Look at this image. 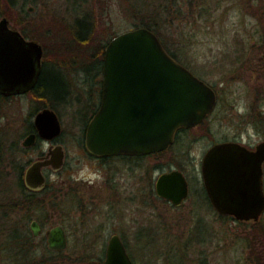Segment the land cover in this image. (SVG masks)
Masks as SVG:
<instances>
[{"label":"rangeland","instance_id":"obj_1","mask_svg":"<svg viewBox=\"0 0 264 264\" xmlns=\"http://www.w3.org/2000/svg\"><path fill=\"white\" fill-rule=\"evenodd\" d=\"M80 1L84 10L82 12L90 13L95 20L97 37L99 39L101 37V41H110L122 32L138 28L143 20L148 21L150 18L146 13H135L133 5L138 3L143 6V0ZM28 2L26 9L29 13L25 14V19H22L17 11L11 12L9 16H0V19L7 17L14 28L17 27L14 20L18 22L23 20L21 25L28 24L31 28L29 30L31 35L42 37L43 42L50 49L53 48V50L51 49L53 55H49L46 60L62 63L65 66L69 75L64 74L63 77L67 83L69 84L68 78L71 79L70 77L75 76L82 84V74L75 70L79 66V62H74L70 55L71 51L77 49V46L68 49L69 42L64 39L71 38L67 26L74 22L76 15L80 12L79 1L28 0ZM151 2L159 3L160 0H151ZM149 4L146 5L147 8H149ZM31 7L33 10H30ZM181 7L183 13L174 11L173 15L166 14L163 23L157 27L158 37L176 54V59L191 67L197 75L203 76L208 82L216 83L218 87L219 78H226L223 81L227 92H229L230 111L227 112L229 118L225 119L228 126L234 124V121L231 122V115L235 117L236 121L238 120L236 103H241L242 106L237 112L240 116L244 113L248 115L251 111L254 114V100L257 94L255 91L258 90V79L256 80L254 76L255 63L264 54V49L257 46L260 38L264 37V33L262 34L264 31V0H194L193 4H190L188 0H182ZM17 28L19 29V26ZM56 44L61 47H54ZM81 47L84 48L82 45ZM59 52H64V54L60 55ZM237 57H243V59L237 62L235 60ZM51 72L52 70L49 71V73ZM261 88L263 96L264 73L261 78ZM50 91L53 93L52 90ZM35 99V96L27 95L8 100L5 104L4 116L0 120L6 139L4 140L5 146H11L13 143H17L19 146L28 135L29 121L34 118L37 110L45 105V101ZM246 103L249 106L245 108ZM77 107L61 108L64 127L67 131L63 139L72 154L71 167L67 171L53 176L51 185L63 187L66 177L71 180V183H79L81 178L98 179L96 163L83 156L80 142L83 136L81 125L83 126L84 121L88 118L89 112L85 109L76 112ZM259 110L264 111V99L262 107L258 108L257 106V114H260ZM245 127H248L247 130H249L247 137H251L247 138L248 141L264 140L262 124L260 125L261 132H255L249 124H245ZM196 136L198 135L190 131L182 141L170 147L165 153L147 158L150 183L146 191L149 195V198H146L148 203L144 207H140L143 184L140 183L139 176L142 173H138L137 168H135L134 175L128 172L131 177L124 173V180H121L120 186L118 184L117 208L119 211H114L111 218L104 215V212L107 213L109 209L104 202L106 198L93 197L100 193L106 196V192L98 191L97 186L93 190L88 187L86 191L87 206L90 207L89 203L93 202L94 212L87 210V214L89 216L91 214L93 217L87 223V237L80 238L79 233L75 232L78 231V225L71 221V225H69L72 237L69 250L58 255L59 258H54L56 263L77 264L78 253H81L82 247L85 246V264L88 262L99 264L97 256L99 258L101 255L102 260L105 259L110 236L123 232L127 237L128 252L134 264H154L155 262L163 264L161 260L154 259L156 253L172 245L183 249V243L187 242L191 229L197 224L204 228L209 240L204 245H197L195 242L194 246L189 249L185 264H202L201 261L205 259L210 264H238L237 262L240 260L244 262L250 251L246 239L248 236H255L249 233L252 230L249 225H240L234 220L219 217L214 208L196 193H193L191 198L180 206H174L171 202L157 196L155 190L157 178L162 172L172 169L185 171L190 177L193 189L196 190L202 184L201 159L210 144L207 140H196ZM46 146L25 151L20 149L15 155L8 154L7 150L4 151L8 155L4 156L5 162L0 164V184L9 186L6 187V195L17 194L18 190V177L11 165L13 160L15 159L17 162L16 165L19 163L27 166L30 159H36L39 152L43 151ZM131 195L138 196L132 200ZM61 205H64L63 201H61ZM138 208L141 209L139 212ZM52 210L54 211V213L52 211L53 223H63L61 211ZM77 213L79 215V212ZM77 213H73V215H77ZM132 220H134L133 223H131ZM258 221H264V214ZM143 228L149 230V233L146 232L140 239L136 233ZM37 241V245L40 244V241ZM4 249L3 236H0V264L49 263L47 259L50 256L46 255L41 246L38 247L37 256L31 262L11 258ZM89 255L96 260L88 259ZM74 261L76 263H73Z\"/></svg>","mask_w":264,"mask_h":264},{"label":"water","instance_id":"obj_2","mask_svg":"<svg viewBox=\"0 0 264 264\" xmlns=\"http://www.w3.org/2000/svg\"><path fill=\"white\" fill-rule=\"evenodd\" d=\"M33 7L30 8V10ZM44 48L0 19V91L11 94L33 84L41 72ZM102 106L88 126L87 146L96 154H145L167 150L178 130L198 125L216 103L214 91L174 58L158 35L138 27L113 37L106 46ZM43 138L61 132L57 113L46 108L35 117ZM35 135L25 139L33 144ZM26 170L25 181L34 188L46 183L43 168L64 165V151L56 148ZM264 141L256 150L238 143H219L205 154L204 183L216 210L240 221H258L264 214ZM160 197L179 206L188 196L183 171L162 173L156 183ZM34 232L39 224L34 222ZM50 248L65 249L67 238L59 225L50 230ZM103 264H134L118 235L110 238Z\"/></svg>","mask_w":264,"mask_h":264},{"label":"flooded vegetation","instance_id":"obj_3","mask_svg":"<svg viewBox=\"0 0 264 264\" xmlns=\"http://www.w3.org/2000/svg\"><path fill=\"white\" fill-rule=\"evenodd\" d=\"M263 33L264 31L262 32V34ZM257 44H258L257 46L260 47V49L262 48L264 49V37H261L260 40L257 42ZM42 46L44 48V56L42 58L41 72L38 76V79L33 84L30 83L27 86H22L20 91L18 92L5 94L4 92L0 91V120L4 116L5 104L8 102V100L17 99L19 97H25L27 95H32L35 96L36 98L35 100L37 101L38 100L45 101V105H43L41 109L37 110V113L34 115V118L29 121L27 127L28 135L26 136V138L33 134L35 135L33 144L28 146L24 145L26 139L25 138L21 143L20 147H22L23 150L25 151V150H31L33 148L42 147L44 145L46 146L47 144L46 148L43 151L39 152L40 154L37 156V158L30 159L28 165L25 166L24 174H23L24 183L17 184V188H18L17 194L6 195V191H7L6 187L9 186H6L5 184L3 185V183L0 184V236H5L4 224L6 221L7 212H9L11 218L15 222L20 223V227L28 234V236L31 237V239H33L32 245L35 248L36 252H38L37 251L38 247L41 246L43 247L45 252L47 249H49L50 251L56 252L58 254H62L65 253L64 251L69 250L70 239L72 237V230L70 228L71 221H74V223L78 225V231L76 230L75 232L79 233L78 235L80 236V238L85 239L87 237L86 234L87 223L93 219L91 214L90 216L87 214V210L88 211L92 210L91 212H94V209H92L94 207L93 202L89 203L90 207L87 206L88 201L86 199V191L88 187L91 190H93L94 187L97 186L96 188L98 189V191L100 190V192H106V196H104L102 193L99 192L100 193L99 195L93 197H97V199L99 198L103 199L104 197L106 198L104 202L106 203V206L109 209L107 210V213L104 212V215L106 217L109 216L108 218H111L113 217L114 211L115 212L119 211V209L117 208L118 205L117 203L119 201V195L117 191L118 184L120 186L121 180H124V173L127 174L129 177H131L128 172L134 175L136 170L135 168H137L138 173L140 174L142 173L139 176V181L140 183L143 184L142 186L143 195H141L142 204L140 205V207H144L148 203L146 198H149V195L146 193V191L147 188H149V183H150L149 167H147L148 166L147 158H149L152 155L163 154L165 152L159 151V152L145 153V154L103 155V154H96L91 150H89L87 146L88 126L92 121V119L94 118V116L96 115V113L101 108L104 97L103 67H102V71L99 73L93 71L87 73L84 72L81 73L83 77L82 84L81 82H79V80L76 79L75 76L74 77L69 76L71 79L68 78V82H69L68 84L66 79L63 77L64 74L69 75L65 66L62 63L48 62L46 60L47 57L45 55V47L43 44ZM242 59L243 57L235 58L237 62L241 61ZM177 60L181 62L179 59ZM46 63L52 64L51 73H49L50 70L43 72ZM181 63L185 65L187 68H189L192 71V73H194L197 77L203 80L209 87H211V89L214 91L216 96V103L213 109L205 116L202 122H200L198 125L190 128H181L180 130H178L174 144H176L179 141H182L185 135L187 136L190 131H193L195 134L198 135L195 138L196 140L208 141L210 147L207 149V151L216 144L227 143V142L238 143L252 151L256 150L257 146L264 140L261 139L259 141H252V142L248 141L247 138H251V137H247V133L249 132V130H247L248 127H245V124H249V126H251L255 132H261L260 125L262 124L263 112L259 110L260 114H257L256 111H257V106L258 108L262 107L263 96H262V88H261V78L264 73V54L255 63L256 67H255L254 76L256 77V80L258 79V82L256 81L258 90L255 91L257 94L254 100L255 113L253 114V112L251 111L250 113L247 112L248 115L244 113L242 116H240L237 112L240 111L242 106L241 103L238 104L236 103L235 107L237 110L236 114L238 116V120L236 121L235 117L231 115L232 118L231 122L234 121V124L229 126L225 121L226 118H229L227 112L230 111L229 110L230 102L228 98L229 92H227V89L224 86V81H223L224 79L226 80V78L220 77L219 78L220 82H218L219 86L217 87L216 83L208 82L203 78V76L199 74L197 75V73H195L191 67L184 64L183 62ZM67 85H68V89H67ZM50 90H52L53 93ZM71 106H73L74 108L78 106L77 111L75 109L76 112L82 111L83 109L89 112L88 118L86 119V121H84L83 126L81 125L83 130V136L81 137L80 142H81V148L83 150V156L86 159H89L96 163L95 168L98 169L97 171L98 179H94L93 177L89 179L81 178L79 180V183H71V180H69L66 177L64 178L65 185L63 187H59L60 185L59 186L54 184L51 185L52 178H54L53 176L59 175V173L63 171H67L71 167L70 158L72 157L71 156L72 154L67 149L63 139V136L66 135L67 131L64 127V120L62 118L61 108L68 107L69 109H71ZM248 106L249 104L246 103L245 108ZM46 108H50L54 110L57 113L61 123V132L51 139L43 138L40 135V132L35 123L36 115L40 111ZM179 136H181L180 139ZM0 139H2L3 140L2 143L5 144L4 140L6 139L3 132V126L1 124H0ZM58 147H61L62 150L64 151L63 167L59 170H54L53 166H48L43 168V173L46 177V183L40 188H34L29 186L25 181V173L27 168L34 161L46 158L49 155L50 151L53 152V150H55ZM207 151L203 153L204 155L201 159V167L203 163V158ZM6 155L8 154L4 153V151L1 152L0 154L1 165L3 164V162H5L6 158L4 156ZM140 170L141 172H139ZM181 171L183 170L181 169ZM183 172L188 180V196L183 201V203L188 199H190L193 193H196L199 195L200 198L201 197L204 198L205 199L204 201L207 202L209 206L213 207L216 210L209 196L208 190L204 183V179L202 178V184L199 186V188L195 190L191 185L189 175L185 171ZM156 183H155V190H156ZM137 196L138 195H133L130 198L133 200ZM157 196L165 201L170 202L169 200L160 197L158 193ZM61 201H63L64 205H61ZM95 202L98 201L96 200ZM8 208L10 209L8 210ZM52 209L61 211L64 220L63 223H57V224L53 223L54 211ZM139 210L141 209L138 208V212ZM77 212H79V215ZM73 213H77V215H73ZM34 222H37L39 224V231L37 234L34 232L32 228ZM133 222L134 220H132L131 223ZM59 225L64 229L66 234L67 247L65 249H54V248H50L49 246L48 238H49L50 230ZM146 232L149 233V230L143 228L142 230H139L136 233V235L138 236V238L142 239ZM113 235L120 236L127 250H129L128 243L126 242L127 237L125 236V233L123 232L114 233L110 236V238ZM37 240L40 241V244L38 245H37L38 243ZM109 241L107 243V247ZM75 261L73 263H76ZM85 263H86V248L84 246L82 247V252L78 253L77 264H85Z\"/></svg>","mask_w":264,"mask_h":264},{"label":"trees","instance_id":"obj_4","mask_svg":"<svg viewBox=\"0 0 264 264\" xmlns=\"http://www.w3.org/2000/svg\"><path fill=\"white\" fill-rule=\"evenodd\" d=\"M80 5V12L75 17L74 22L71 25L67 26V31L71 34V38L67 37L68 39L64 38L68 41V49H72L77 46L76 50L71 51V56L73 57L74 62H79V66L75 68L76 72L80 73H87V72H101L102 67L104 64V57H105V49L109 40L101 41V37H97V24L95 20L92 18L90 13L82 12L81 1L78 0ZM151 0H143L144 5L140 6L138 3L133 5L135 7V13H146L150 16L149 20H143L140 26L138 27H147L148 29L154 31L157 35L159 33L158 28L159 25L163 23V19L165 18L166 14L173 15V12L183 13L182 9V0H160V2H151ZM187 1V0H183ZM190 4H193L192 0H188ZM198 1V0H196ZM28 0H0V16L6 15L9 16L11 12L17 11L18 14L21 15L22 19H25V14L27 15L29 12L26 9V5L28 4ZM150 3V4H149ZM188 3V2H186ZM149 4V8L146 5ZM152 6V7H150ZM16 26H19L20 31L26 38L35 39L40 41L45 47V55L49 57V55H53V48L50 47L43 42L42 37H37L31 35L29 30L31 28L28 24H23L22 21L14 20ZM158 25V26H156ZM16 27V28H17ZM36 29V27H34ZM33 33V32H32ZM49 33V31H47ZM162 41V39H161ZM163 42V41H162ZM164 43V42H163ZM84 46V48L81 47ZM166 49L171 53L173 57L176 58V54L170 50L166 44L164 43ZM54 47H61L60 45H54ZM58 54L63 55L64 52H59ZM85 58V59H84ZM45 64L43 72L51 70L52 64L49 63ZM264 99V94L262 100ZM262 126L264 127V111L262 113ZM181 136H179L180 139ZM3 140L0 139V154L1 152L7 150L8 154L15 155L21 149L23 150L20 145L18 146L17 143H13L11 146H5L2 143ZM178 143V142H177ZM176 143V144H177ZM174 144V145H176ZM173 145V146H174ZM172 147V146H170ZM170 149V148H168ZM167 149V150H168ZM166 150V151H167ZM165 152V151H162ZM1 157V156H0ZM15 159L13 163H11L12 168L14 169L15 173L18 177V184L24 183L23 181V174L25 165H16ZM10 208H8L9 210ZM215 210V209H214ZM216 211V210H215ZM219 217L223 219H231L238 222L240 225H249L251 227L250 234H254L255 236H248L246 239V244L249 246V256L246 257L245 261L242 262L241 260L238 261V264H264V221H240L235 219L234 216L231 215H221L216 211ZM262 217V216H261ZM262 223V224H261ZM200 224V223H199ZM5 228V236H3V243H4V251H7V254L11 258H17L20 261H28L31 262L37 256V252L32 245V240L30 236L20 227V223L15 222L9 212H7L6 221L4 224ZM206 231L203 227L197 224L196 227L191 229L190 235L187 239V242L183 243V249L180 247L167 246L166 249H163L156 253L154 259L161 260L163 264H185L186 257L189 255V249L194 246L195 242L197 245H204L208 242ZM28 245V246H27ZM162 251H164L162 253ZM46 255L50 256L47 260L49 263H42L39 264H57L54 258H59L58 253L50 251L49 249L46 250ZM88 259H92L93 261L96 258L88 256ZM102 256L100 255L99 258L97 256V260L99 264H103ZM91 261V260H89ZM202 264H210V262L205 259L201 261ZM90 264V262H88ZM156 264V262L154 263Z\"/></svg>","mask_w":264,"mask_h":264}]
</instances>
